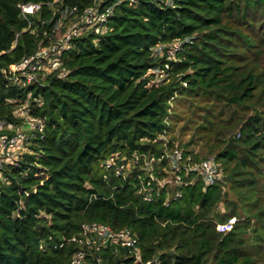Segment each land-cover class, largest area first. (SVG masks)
<instances>
[{
	"label": "trees",
	"instance_id": "16d2710c",
	"mask_svg": "<svg viewBox=\"0 0 264 264\" xmlns=\"http://www.w3.org/2000/svg\"><path fill=\"white\" fill-rule=\"evenodd\" d=\"M54 1L0 0V121L19 122L24 107L46 123L18 164L0 176V264H64L76 250L66 238L85 221L131 228L137 235L140 260L108 246L102 264L249 263L256 249L264 251V109L255 108L241 128V153L228 147L215 157L219 163L237 161L241 170L214 184L192 173L183 197L169 204L166 187H156L154 199L146 201L139 171L124 177L104 163L179 146L164 136L174 122V101L185 96L264 105V0H175L176 6ZM27 2L43 3L29 19L20 7ZM111 4L108 32L73 37L40 82H12L6 73L12 64L34 53L40 41L60 40L69 31L67 18L56 33L62 10L79 8L71 14V30L85 8L103 11ZM186 38L175 59L156 52L160 44ZM162 71L167 75L157 81ZM228 182L236 192L231 202ZM233 217L231 231L217 230ZM251 224L254 230L247 233Z\"/></svg>",
	"mask_w": 264,
	"mask_h": 264
},
{
	"label": "built area",
	"instance_id": "2783aa9c",
	"mask_svg": "<svg viewBox=\"0 0 264 264\" xmlns=\"http://www.w3.org/2000/svg\"><path fill=\"white\" fill-rule=\"evenodd\" d=\"M58 1L55 0L53 3ZM150 1L165 6L177 5L175 0ZM42 5L43 3L41 2L22 3L20 4L21 14L24 18L29 19L28 17L35 15L42 8ZM114 6L115 4H111L103 11L97 5L85 8L84 19L79 24L76 23L60 40L50 39L47 43H44L45 40L40 41L39 47L34 53L12 64L8 72L5 69L3 71L9 75L14 84L26 85L40 82L44 79V75L46 78L47 74H49L48 72L46 74L43 73V70L47 69L48 58L53 56L51 59V62L53 61L54 63L52 67L56 68L58 61L61 59L62 51L65 47L71 46L73 37L83 36L90 30H96L100 33L109 31V19L113 13ZM78 11L79 8L77 6L65 11L62 10L60 19L55 25L56 33L63 26L66 16H71V14H75ZM44 36H49L47 31L44 32ZM52 37L53 35L51 34L50 38ZM188 39L177 40L169 44H160L156 52L159 55H163L166 52L168 60L175 59L176 54L183 51V45ZM166 68H170V62L168 61L166 62ZM159 72L160 69L156 70L157 74ZM166 72L162 71V75H158V78L166 77ZM59 76L64 77L65 72H60ZM183 84L187 86L186 82H183ZM20 117L21 120L15 123L0 121V176L9 164L17 165L19 158L28 150L32 140L45 132V120L30 114L24 107L21 108ZM160 161L162 163L166 161V164L171 168L174 173L173 187H177L173 195L167 194L166 204L183 197L182 188L188 184L189 181L186 178L192 173L196 174L199 172L208 184H214L219 180L220 163L215 157L204 159L199 164H196L193 154L187 153L179 147L166 148L161 155L154 156L136 153L131 160L121 164L111 158L104 165L107 169H114L117 175H123L124 177H127L128 172L132 169L139 171L140 194L144 200L152 201L158 180L155 173V164ZM235 223L236 217H233L226 223H219L217 230L221 233H227L233 229ZM66 241L74 245L76 250L73 256L64 264H102L103 257L101 252L108 246H116L118 249L122 247L127 249L130 255H133L137 260L141 259L138 238L131 228L115 229L104 222L85 221L82 223L80 231L66 238ZM95 261L96 263H94ZM150 263L151 261L147 262V264ZM155 264H159L158 259H156Z\"/></svg>",
	"mask_w": 264,
	"mask_h": 264
},
{
	"label": "rangeland",
	"instance_id": "374dc122",
	"mask_svg": "<svg viewBox=\"0 0 264 264\" xmlns=\"http://www.w3.org/2000/svg\"><path fill=\"white\" fill-rule=\"evenodd\" d=\"M69 19L67 24L69 30L74 24V18L66 16L63 25L66 24V19ZM161 49V48H160ZM53 56L47 60V69L43 73L54 70ZM51 62V63H50ZM45 78V75L44 77ZM174 122L170 133L165 135V140H171L178 144L185 152L192 154L195 158V163L199 164L202 160L210 157H216L217 154L228 147H235L242 152V145L240 140L242 138L241 128L246 123L248 118L254 114L255 108L264 109V105H258L257 100L254 99L245 104H232L225 99L212 98L205 96L202 98H192L185 96L177 99L173 103ZM27 150V149H26ZM219 162V161H218ZM241 170L237 165V161L227 162L220 161V182H224L225 176L230 175L234 171ZM155 173L157 174L156 186L159 191L166 187L169 195H173L177 187H173L174 173L168 164L161 161L155 164ZM196 176L201 177L204 182L205 179L199 172ZM194 181V179L192 180ZM227 199L231 202L236 198V192L231 189L228 182ZM221 214H225L227 209L221 204L219 208ZM254 225L251 224L247 233L254 230ZM253 238H249L247 242H252ZM247 264H264V251L256 249ZM243 264V261L238 263Z\"/></svg>",
	"mask_w": 264,
	"mask_h": 264
},
{
	"label": "clouds",
	"instance_id": "9594fccd",
	"mask_svg": "<svg viewBox=\"0 0 264 264\" xmlns=\"http://www.w3.org/2000/svg\"><path fill=\"white\" fill-rule=\"evenodd\" d=\"M171 43H172V42H171ZM168 44H169V43H168ZM159 56H161V55H159ZM156 78H157V79H156L157 81L160 80V79L158 78V75L156 76Z\"/></svg>",
	"mask_w": 264,
	"mask_h": 264
}]
</instances>
